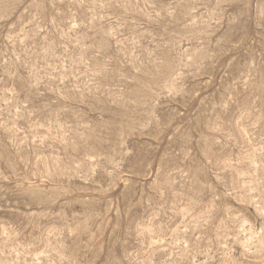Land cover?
<instances>
[{
    "label": "rangeland",
    "instance_id": "374dc122",
    "mask_svg": "<svg viewBox=\"0 0 264 264\" xmlns=\"http://www.w3.org/2000/svg\"><path fill=\"white\" fill-rule=\"evenodd\" d=\"M0 264H264V0H0Z\"/></svg>",
    "mask_w": 264,
    "mask_h": 264
}]
</instances>
